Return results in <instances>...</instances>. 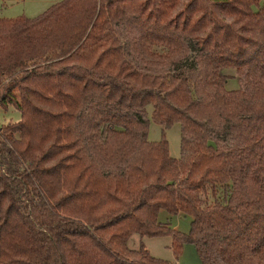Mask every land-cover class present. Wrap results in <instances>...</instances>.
<instances>
[{
    "label": "trees",
    "instance_id": "obj_1",
    "mask_svg": "<svg viewBox=\"0 0 264 264\" xmlns=\"http://www.w3.org/2000/svg\"><path fill=\"white\" fill-rule=\"evenodd\" d=\"M8 105L20 119L0 127V264H171L130 248L133 234L170 237L175 258L192 244L202 264H264V0L0 15ZM161 210L190 216L188 232Z\"/></svg>",
    "mask_w": 264,
    "mask_h": 264
},
{
    "label": "rangeland",
    "instance_id": "obj_2",
    "mask_svg": "<svg viewBox=\"0 0 264 264\" xmlns=\"http://www.w3.org/2000/svg\"><path fill=\"white\" fill-rule=\"evenodd\" d=\"M59 0H0V15L6 18H15L25 16L33 18L41 14L51 4ZM228 74L233 75L228 80L227 89H235L238 87V75L234 70H226ZM147 117L149 119L148 140L157 141L161 138L162 126L152 120V106L146 107ZM20 119V112L13 106H0V127ZM165 138L168 141L169 152L172 157H178L180 154V124L175 123L165 129ZM158 220L168 222L170 226L179 224L178 230L188 232L190 228L191 217L188 215H170L165 210H161L158 215ZM171 238L168 236L161 237H140L138 234H133L128 246L132 249L139 247L140 242H143L152 256L162 258L171 262V264H202L201 259L192 244H185L180 255L175 258L170 247Z\"/></svg>",
    "mask_w": 264,
    "mask_h": 264
},
{
    "label": "crops",
    "instance_id": "obj_3",
    "mask_svg": "<svg viewBox=\"0 0 264 264\" xmlns=\"http://www.w3.org/2000/svg\"><path fill=\"white\" fill-rule=\"evenodd\" d=\"M161 212V211H160ZM159 212V213H160ZM159 215V214H158ZM178 216V215H177ZM161 222V221H160ZM179 225V224H178ZM177 224H174V225H172V227L173 228H175V229H178L179 228V226H178ZM170 244H171V241H170ZM147 248V247H146ZM149 251V250H148ZM177 262V264H179V262L178 261H176Z\"/></svg>",
    "mask_w": 264,
    "mask_h": 264
}]
</instances>
